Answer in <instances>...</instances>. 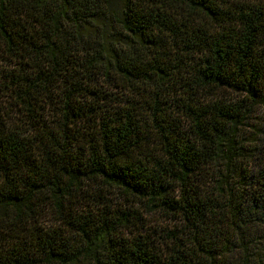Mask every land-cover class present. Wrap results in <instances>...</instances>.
Segmentation results:
<instances>
[{"label":"trees","instance_id":"trees-1","mask_svg":"<svg viewBox=\"0 0 264 264\" xmlns=\"http://www.w3.org/2000/svg\"><path fill=\"white\" fill-rule=\"evenodd\" d=\"M257 110L264 0H0V264H264Z\"/></svg>","mask_w":264,"mask_h":264},{"label":"rangeland","instance_id":"rangeland-1","mask_svg":"<svg viewBox=\"0 0 264 264\" xmlns=\"http://www.w3.org/2000/svg\"><path fill=\"white\" fill-rule=\"evenodd\" d=\"M4 100V98H3ZM255 116L258 118L256 120H254L255 122L254 123H260L261 125H264V115L262 114V111L261 110H257L255 111ZM244 128H241V131H244L242 130ZM264 132V131H262ZM261 133V132H259ZM255 141L250 145V149L252 148H257L258 150H262L264 149V134L262 135H259V136H254L253 138ZM112 192H116L114 195H112V193L110 194V197L113 198V203H116L117 205H119V208H124L123 205L126 204L125 202V199L124 197L122 196V194L119 192V191H115V190H112ZM112 195V196H111ZM129 208L131 207L130 204H128ZM139 212L142 213V210H141V207L139 206ZM145 218V217H144ZM146 221L147 223H149L148 225L150 227H154V228H160L161 226L162 227H166V226H171L172 224V221L170 218L166 219L165 217L164 218H161L160 215L158 214H149L148 216H146Z\"/></svg>","mask_w":264,"mask_h":264}]
</instances>
